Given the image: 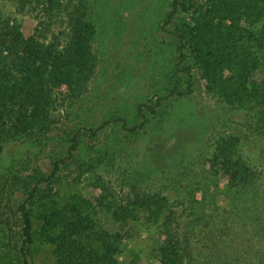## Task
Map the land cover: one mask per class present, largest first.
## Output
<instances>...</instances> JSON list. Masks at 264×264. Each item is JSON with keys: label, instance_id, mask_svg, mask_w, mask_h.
Instances as JSON below:
<instances>
[{"label": "rangeland", "instance_id": "1", "mask_svg": "<svg viewBox=\"0 0 264 264\" xmlns=\"http://www.w3.org/2000/svg\"><path fill=\"white\" fill-rule=\"evenodd\" d=\"M173 1L83 0L91 30L92 70L83 75L74 91L65 86L53 88L50 128L4 143L0 154V264H22L13 251L20 243V228L11 210L14 213L24 193L13 182L21 184L36 171L50 173L53 163L62 159L66 164L58 173L52 198L32 205L34 264H55L54 248L40 233L42 213L51 208H60L70 217L80 213L92 220L96 229L116 232L122 229L111 214L116 201L133 205L135 217L122 232L117 256L122 264H158L167 214L173 216L172 227L180 225L187 234L195 230L191 234L194 260L190 264H225L239 256L236 247L246 246L250 250L244 252L242 261L264 264L262 226H238L240 235L239 229L234 233L226 230V225H231L226 222L228 217L235 215L233 194L227 191L226 180L216 174V166L211 170L223 146L237 139L239 142L231 150L234 159L240 157L247 167L264 175V137L256 129L259 114L225 101L223 94L208 82L195 44L191 43L188 51V64L194 73L193 94L173 97L157 114L147 113L150 122L139 131L124 130L118 122L110 123L96 135L89 131L117 118L125 119L129 126L137 125L141 122L139 105H155L170 91L184 90L185 75L176 71L177 40L170 31L194 23L197 26L204 19H213L219 25L222 18L221 14H210L207 4L212 0H198L196 11L182 13L174 24L166 25ZM219 2L222 0L216 1ZM216 3L212 1L213 7ZM13 13L12 3L0 0V14ZM224 15L231 19L226 22V32L237 23L248 25L246 16L233 22L230 14ZM19 17L25 36L32 35L38 22L36 14ZM262 25L260 19L251 26L252 31L258 32ZM218 27L213 26L215 30ZM53 29L59 33L62 28L54 25ZM221 39L223 45L229 43L224 41V35ZM219 44L215 42L216 51ZM74 137L79 140V150L70 159L68 150ZM143 199L150 204L140 206ZM158 203L166 210L159 218ZM201 208L207 215L199 222L196 216ZM208 216L214 219L210 221ZM263 216L264 208L256 205L237 214L245 223L246 218L254 217L260 223ZM209 221L212 227L207 226Z\"/></svg>", "mask_w": 264, "mask_h": 264}, {"label": "trees", "instance_id": "2", "mask_svg": "<svg viewBox=\"0 0 264 264\" xmlns=\"http://www.w3.org/2000/svg\"><path fill=\"white\" fill-rule=\"evenodd\" d=\"M9 1L14 7V13L0 14V154L4 143L37 129L50 128L49 106L53 100V88L65 86L74 91L83 75L91 71L93 66L89 41L91 30L83 0ZM197 1L174 0L166 25L174 24L182 13L192 14L196 11ZM212 1L216 3L220 0ZM212 1L207 4L209 12L221 14V23L224 25H215L213 19H204L203 23L197 26L194 23L192 26L170 31L177 40L176 71L185 75L184 90L170 91L168 95L160 97L155 105H139L141 122L137 125L129 126L125 119L117 118L106 121L96 129H89L92 134L96 135L113 122L120 123L121 127L129 132L139 131L150 122L147 113L157 114L159 108L173 97L182 98L193 94L194 73L192 66L188 64V51L192 43L200 53L208 82L223 94L225 101L239 109L258 111L256 129L264 137V25L258 32H253L251 27L260 19L264 22V0H230L228 3L227 0H222L223 3H216L214 7ZM34 13L38 20L37 26L33 34L26 37L19 16ZM224 14H230L233 22H238L245 18L242 16H246L249 28L248 25L243 27L237 23L232 31L226 32V22L231 19ZM54 25L61 26L59 33L54 31ZM213 26L219 27L215 30ZM218 33H222L224 41L229 43L223 45L222 36L219 37ZM217 41L220 46L216 51ZM238 142L233 139L232 144L223 146L211 166V170L214 166L217 167H214L216 174H219L221 180H226L227 191L233 194L231 199L235 215L228 217L226 222L231 225L227 224L226 230L234 233L239 229L238 226L240 229L249 224L262 226L264 240V218L260 223H256V217L246 218L245 223L243 218L237 217V214L240 215L241 211L250 205L264 208V204L259 205L264 202V175L252 167H247L240 157L234 159L231 150ZM79 144L78 138L74 137L68 150V158H74ZM63 164H66V159L54 162L50 173L36 171L35 175L27 176L21 184H16V180L13 182L16 186L20 185L24 193L14 213L11 210L20 228V243H16L13 251L15 250L22 264H34L32 248L35 230L32 205L39 200L52 198ZM149 204V201L144 199L139 202L143 207ZM157 206L156 216L159 218L166 210L159 203ZM132 207L133 205L122 201H116L112 205V218L122 227L116 232L101 227L96 229L92 220L80 213L70 217L60 208H51V211L42 213L40 233L54 248L55 264H122L117 258L120 252L119 244L123 240L124 228L135 219ZM206 215L207 212L201 208L196 220L200 222ZM8 218L10 219V216ZM165 219L161 230L164 239L159 246L158 264H190V261L194 260L190 245L193 238L191 234L195 230L191 229L193 232L190 230V234L184 233L179 228L180 225L178 228L172 227L173 216L167 214ZM208 219L211 221L214 217L208 216ZM210 221L207 223L208 227H212ZM4 246L10 248L9 245ZM235 250L239 254L236 255L237 259L230 258L225 264H252L241 259L250 247H236ZM123 264L140 263L130 261Z\"/></svg>", "mask_w": 264, "mask_h": 264}]
</instances>
